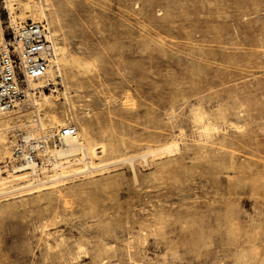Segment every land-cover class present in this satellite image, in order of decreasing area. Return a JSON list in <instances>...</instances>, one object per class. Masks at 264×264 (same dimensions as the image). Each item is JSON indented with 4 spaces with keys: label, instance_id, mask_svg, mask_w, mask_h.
I'll use <instances>...</instances> for the list:
<instances>
[{
    "label": "rangeland",
    "instance_id": "rangeland-1",
    "mask_svg": "<svg viewBox=\"0 0 264 264\" xmlns=\"http://www.w3.org/2000/svg\"><path fill=\"white\" fill-rule=\"evenodd\" d=\"M41 2L82 65L62 67L69 102L57 76L43 126L16 108L5 137L58 128L54 114L104 141L107 162L155 150L133 160L137 180L121 162L0 195V264H264V0ZM194 107L218 126L204 140Z\"/></svg>",
    "mask_w": 264,
    "mask_h": 264
},
{
    "label": "bare ground",
    "instance_id": "bare-ground-1",
    "mask_svg": "<svg viewBox=\"0 0 264 264\" xmlns=\"http://www.w3.org/2000/svg\"><path fill=\"white\" fill-rule=\"evenodd\" d=\"M0 3H2L3 8H6L8 10V15L12 19L15 17L19 19L29 18L33 21L47 19V7L44 6L45 4H42L41 0L32 2L24 0H1ZM53 15H55V17L53 18V22L59 25L61 20H59L56 14ZM54 34L57 33L54 31L52 33L49 32V34L47 35V38H49L53 44V56L51 58L52 63L50 65V68L42 79L39 78L37 80L29 81V87H37V90L35 92H29L27 94V96L29 95V98L27 100H25L26 98L20 100L15 108H10L0 112V158H2V160L5 162L7 161L8 163H11L9 170L5 168L0 170V195L14 192H21V194H30L33 192H39L47 188L53 189L55 186L65 183L64 180L67 178H72L77 175L85 177L91 176L95 172L102 171L108 165L121 162H128V164H130L134 180H137L136 174L134 172L133 160L135 159V157H140L144 161H146V157L148 156V154H150L151 151L155 150L154 148L153 150L152 148L147 147L146 150L139 154H121L120 156L114 158L112 161L110 160L107 162V160L104 158V154L107 151V144L102 140L95 139L92 136L90 130L86 126H83L79 123L78 130L76 126L72 125L76 129V132L74 134L61 137L60 142H57L52 146L47 144L43 161L49 162L50 168H46V166H44V163L39 168H37L34 162H31L29 160H27L26 162L16 163L13 158L12 152H10L9 150V146L12 145L13 141L7 139L4 133L11 118L10 114L15 111L16 108H18L20 111H23V113H25L30 108H33V112L37 116V118L35 119L37 121V124L43 126L42 118L39 116V112L43 107L51 109V97L54 96V94H52V92L47 94V92L45 93L40 89V87H47L50 84H56L55 78L57 76H60L61 82L64 86V89L61 93L62 97L65 101L69 102V87L67 86V82L64 80V75L66 76V73L62 72V67H67V73H73L75 72V70L79 71L82 65L77 57L75 58L74 56V58H71L68 56L67 50L63 44H58L53 41L52 36H54ZM3 43V26L0 20V45H2ZM53 65H55V68L57 70L56 74L52 72ZM36 93L37 95H35ZM71 105L72 104H70V107ZM51 116V119L53 120V122L57 123L58 127L66 126L63 121L58 122L54 114H52ZM205 116L207 115H205V112L201 108L194 107L192 109V120L199 129V136L201 140L210 137L211 132L215 130L217 131L218 129V126L214 122L209 121ZM70 117L73 118V114H71ZM32 130L33 129H26L23 134H20V137L26 142L31 138H34L35 136ZM43 133L48 134V130L43 131ZM177 141L178 136L173 135L165 143L161 144L160 146H158V144V150L161 149L162 151L160 150V152L162 153L171 152L173 149L178 148Z\"/></svg>",
    "mask_w": 264,
    "mask_h": 264
},
{
    "label": "built area",
    "instance_id": "built-area-1",
    "mask_svg": "<svg viewBox=\"0 0 264 264\" xmlns=\"http://www.w3.org/2000/svg\"><path fill=\"white\" fill-rule=\"evenodd\" d=\"M1 22L4 43L0 45V112L15 108L29 92L37 90V87H29V81L46 75L53 56V44L47 38L49 28L45 22L12 19L8 14ZM75 132L72 125H66L48 130V134L40 132L27 142L19 136L12 145L13 158L16 163L29 160L37 168L43 163L50 168V163L43 161L47 144L52 146L60 142L61 137Z\"/></svg>",
    "mask_w": 264,
    "mask_h": 264
}]
</instances>
